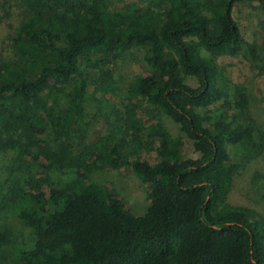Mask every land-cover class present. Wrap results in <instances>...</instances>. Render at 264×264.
Here are the masks:
<instances>
[{
    "label": "trees",
    "instance_id": "trees-1",
    "mask_svg": "<svg viewBox=\"0 0 264 264\" xmlns=\"http://www.w3.org/2000/svg\"><path fill=\"white\" fill-rule=\"evenodd\" d=\"M0 1L8 13L11 0ZM25 1L30 12L13 38L22 61L0 63V102L16 104L0 118V153L14 151L44 173L0 192L32 232L16 264H264V223L225 204L233 173L228 145L259 156L264 130L242 85L222 78L215 63L244 45L234 4L256 3L264 14V0H151L145 11L102 1ZM135 46L147 48L149 70L121 96L104 90L91 57ZM187 76L196 87L184 84ZM90 84L116 107L107 139L77 156L68 144L49 151L48 117L59 135L82 121ZM164 117L180 137L164 136ZM11 124L16 137L3 132ZM138 133L159 146H142ZM190 149L197 159L185 157ZM120 167L149 187L142 215L93 178ZM53 168L71 172V181L54 184ZM7 240L0 231V247Z\"/></svg>",
    "mask_w": 264,
    "mask_h": 264
},
{
    "label": "rangeland",
    "instance_id": "rangeland-1",
    "mask_svg": "<svg viewBox=\"0 0 264 264\" xmlns=\"http://www.w3.org/2000/svg\"><path fill=\"white\" fill-rule=\"evenodd\" d=\"M91 5L103 2L113 8H128L134 5L139 11H145L151 0H82ZM203 1V0H199ZM30 10L25 0H11V8L3 7L0 1V63L20 62L22 59L14 50L13 38L21 20ZM232 17L236 22L244 40L242 50L235 55H225L215 58L218 72L222 78L233 84L242 85L248 109L256 123L264 130V14L256 3L236 2L233 6ZM145 47L135 46L129 50L97 55L91 57L93 70L100 73L98 84L106 91L118 96L139 74L149 70L145 61ZM93 80L94 77L90 75ZM89 77V78H90ZM103 79V80H102ZM53 82L49 84L52 87ZM184 84L196 87L193 77H184ZM14 100L0 102V118H7L8 113L15 108ZM85 116L82 121L66 128L64 131L56 128L48 117L46 139L49 151L58 152L62 145H70L73 155L100 145L109 135L110 123L115 119L114 102L101 98L90 84L82 101ZM61 106H57V111ZM5 111V112H4ZM0 128L2 125L0 123ZM15 124L9 129L3 127V132L16 137ZM163 131L166 137H180L178 127L169 118L163 119ZM137 137L142 146H159V142L138 133ZM230 159L228 165L232 169L231 185L226 196L225 204L252 213L256 219L264 223V150L259 156L245 154L228 145ZM8 151L0 153V192L21 184L24 175L43 174L42 168L28 166L23 163L22 155ZM187 159H197L199 153L190 149L185 155ZM16 158V159H15ZM18 162V163H16ZM41 162V161H40ZM42 164H45L42 160ZM41 164V163H40ZM49 175L54 184H64L71 181V172H60L54 168ZM99 183L109 186L122 203L135 215L145 213L148 205L149 187L131 169L104 168L93 174ZM0 231L6 234L7 242L0 247V259L7 264H16L20 252L30 248L32 232L21 226L15 216L9 211L7 201L0 194Z\"/></svg>",
    "mask_w": 264,
    "mask_h": 264
}]
</instances>
